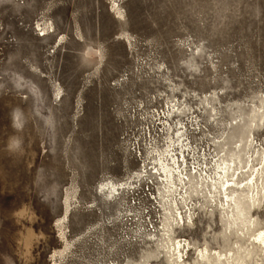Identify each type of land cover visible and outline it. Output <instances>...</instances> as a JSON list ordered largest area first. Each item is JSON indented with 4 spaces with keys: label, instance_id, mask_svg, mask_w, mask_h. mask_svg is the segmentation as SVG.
<instances>
[{
    "label": "rangeland",
    "instance_id": "1",
    "mask_svg": "<svg viewBox=\"0 0 264 264\" xmlns=\"http://www.w3.org/2000/svg\"><path fill=\"white\" fill-rule=\"evenodd\" d=\"M261 100L264 0H0V264L141 263L162 221L158 181L129 178L180 122L189 160H211L221 125ZM127 180L104 204L100 184ZM67 192L72 245L54 262Z\"/></svg>",
    "mask_w": 264,
    "mask_h": 264
},
{
    "label": "bare ground",
    "instance_id": "2",
    "mask_svg": "<svg viewBox=\"0 0 264 264\" xmlns=\"http://www.w3.org/2000/svg\"><path fill=\"white\" fill-rule=\"evenodd\" d=\"M116 14L121 18L118 8ZM38 28L41 36L46 37L53 25L38 24ZM55 96L57 100L62 96L60 89ZM217 100L216 95L211 96L208 106ZM216 109L213 106L206 109L213 121L217 120ZM185 112V108L176 109L178 115ZM237 113L231 115V122L220 124L224 129L213 139L211 160L206 155L204 160L193 163L189 160L187 155L192 147L180 122L181 127L174 130L165 149L151 153L156 154L149 164L151 169L144 166V172L140 170L129 178L139 180L143 173L154 177L158 181L162 211L157 233L145 235L153 248L145 251L139 264L152 261L158 264H264V219L258 216V210L264 209V147L258 149L255 145V131L264 128V100L259 106L240 107ZM132 187V181H108L100 184L97 193L109 205ZM71 199L67 192L65 215L57 222L64 250L54 253V262L72 245L66 233ZM202 219L211 231L210 236L205 231L203 242L196 237Z\"/></svg>",
    "mask_w": 264,
    "mask_h": 264
}]
</instances>
